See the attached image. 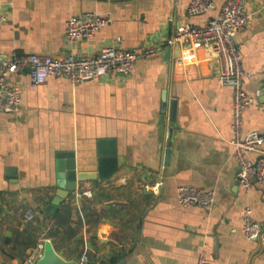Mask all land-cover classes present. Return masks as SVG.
I'll return each mask as SVG.
<instances>
[{
    "label": "crops",
    "instance_id": "1",
    "mask_svg": "<svg viewBox=\"0 0 264 264\" xmlns=\"http://www.w3.org/2000/svg\"><path fill=\"white\" fill-rule=\"evenodd\" d=\"M190 1L0 0V60L160 47L127 76L80 84L50 76L39 86L28 72L10 77L22 89V106L0 111V264H28L46 240L67 260L87 256L80 264H196L202 251L210 264H264V246L242 231L246 208L264 225V184L246 191L239 182L233 90L219 82V61L209 51L168 44L179 25L205 24L225 0L195 16L187 14ZM246 10L249 22L236 40L253 74L244 84L254 102L244 111L243 136L264 135V0H247ZM89 11L108 15L110 24L69 44L68 19ZM101 139L115 140L118 170L98 184L79 181L47 213L58 190V153L73 152L78 172L96 171ZM262 152L264 141L247 157L256 161ZM180 185L215 190L214 206L180 205ZM29 208L36 211L30 222Z\"/></svg>",
    "mask_w": 264,
    "mask_h": 264
},
{
    "label": "built area",
    "instance_id": "2",
    "mask_svg": "<svg viewBox=\"0 0 264 264\" xmlns=\"http://www.w3.org/2000/svg\"><path fill=\"white\" fill-rule=\"evenodd\" d=\"M246 2L247 0H225L218 13L211 16L205 24L179 25L168 44L180 45L190 51L205 49L219 61V82L230 86L233 90L232 144L240 167L239 182L242 188L248 191L255 183L264 184V152L256 161L247 157L264 141V135L252 133L243 136L244 111L254 102V98L246 91L244 84L245 79L252 77L253 74L244 69L240 46L236 40L238 32L249 22L250 15L246 10ZM215 8L213 0H191L186 11L189 16H195L210 13ZM5 21V16L0 15V24ZM110 22L111 18L108 15L95 11L71 16L66 23L65 38L69 44L80 38H91ZM159 53V46L149 45L141 50L108 46L92 56L78 55L69 51L64 56L32 53L2 59L0 60V111L16 113L22 106V89L11 83L12 75L28 72L33 86L45 83L50 76L65 77L72 84H80L108 74L127 76L132 72L136 60L153 58ZM161 184V181L157 182L156 188ZM215 199V190H200L192 185L177 187L178 203L185 207L193 205L213 207ZM24 217L28 222L33 221L36 211L29 208ZM242 231L248 239L257 240L264 246V225L253 218L250 208L245 209ZM43 247L44 244H40L41 250ZM42 256L43 252L39 253L37 258H30L28 264H35ZM87 260V256H84L81 262ZM196 264H210L204 251L199 254Z\"/></svg>",
    "mask_w": 264,
    "mask_h": 264
},
{
    "label": "water",
    "instance_id": "3",
    "mask_svg": "<svg viewBox=\"0 0 264 264\" xmlns=\"http://www.w3.org/2000/svg\"><path fill=\"white\" fill-rule=\"evenodd\" d=\"M166 101V100H165ZM176 101H171L170 106V126H174L176 117ZM167 102L164 103L162 112L165 113ZM164 122V119L162 118ZM171 132V129H170ZM98 168L92 172H78L75 155L73 152L58 153V181L55 197L52 202L45 207V211L54 215L59 205L66 199L70 193L77 189L79 181L92 180L95 184L102 179L108 178L118 170V159L116 142L113 139H101L98 142ZM11 172H15L14 169ZM81 258L75 256L72 260H67L61 256L54 248L51 240H46L44 244L43 256L35 264H80Z\"/></svg>",
    "mask_w": 264,
    "mask_h": 264
},
{
    "label": "trees",
    "instance_id": "4",
    "mask_svg": "<svg viewBox=\"0 0 264 264\" xmlns=\"http://www.w3.org/2000/svg\"><path fill=\"white\" fill-rule=\"evenodd\" d=\"M48 213V212H47Z\"/></svg>",
    "mask_w": 264,
    "mask_h": 264
}]
</instances>
